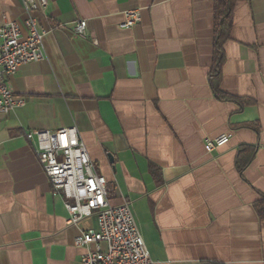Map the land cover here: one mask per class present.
I'll return each instance as SVG.
<instances>
[{
  "label": "crops",
  "instance_id": "0c3cea01",
  "mask_svg": "<svg viewBox=\"0 0 264 264\" xmlns=\"http://www.w3.org/2000/svg\"><path fill=\"white\" fill-rule=\"evenodd\" d=\"M128 10L140 20L121 27ZM32 14L43 57L8 77L25 102L0 113V264H81L75 237L96 217L68 223L26 138L73 126L153 264H264V0H233L224 99L210 84L215 0H47ZM25 18L22 0H0V26L26 33ZM221 134L229 141L208 152ZM245 146L254 155L241 169Z\"/></svg>",
  "mask_w": 264,
  "mask_h": 264
},
{
  "label": "built area",
  "instance_id": "2783aa9c",
  "mask_svg": "<svg viewBox=\"0 0 264 264\" xmlns=\"http://www.w3.org/2000/svg\"><path fill=\"white\" fill-rule=\"evenodd\" d=\"M46 5L47 0H22L26 33L16 21H6L0 26L1 114L24 105V99L13 94L7 79L20 65L43 57L45 30L38 27L32 12ZM125 17L121 27H131L140 20L137 10L126 11ZM86 29L85 19L78 20L74 26L75 34L81 37L86 36ZM26 138L35 141L39 163L51 182L53 194L65 198L68 223L96 217V229L83 230L75 237V244L86 248L81 264H153L129 202L123 200L115 205L109 202L107 179L96 171L75 126L28 131ZM228 141L227 134L207 138L205 149L211 152Z\"/></svg>",
  "mask_w": 264,
  "mask_h": 264
},
{
  "label": "trees",
  "instance_id": "16d2710c",
  "mask_svg": "<svg viewBox=\"0 0 264 264\" xmlns=\"http://www.w3.org/2000/svg\"><path fill=\"white\" fill-rule=\"evenodd\" d=\"M233 0H215V54L214 65L210 72V84L214 94L218 98H228L220 90L221 81V64L223 61V55L221 50L222 42L229 36L231 29V7ZM254 155V149L248 146L242 147L238 155V164L243 169ZM255 207L259 214V217L264 221V197L255 203Z\"/></svg>",
  "mask_w": 264,
  "mask_h": 264
}]
</instances>
